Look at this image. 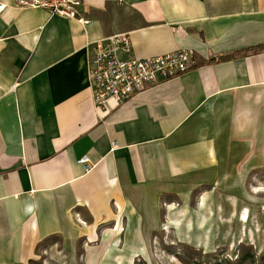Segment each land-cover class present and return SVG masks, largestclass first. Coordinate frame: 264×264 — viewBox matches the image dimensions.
Instances as JSON below:
<instances>
[{
  "label": "crops",
  "instance_id": "crops-1",
  "mask_svg": "<svg viewBox=\"0 0 264 264\" xmlns=\"http://www.w3.org/2000/svg\"><path fill=\"white\" fill-rule=\"evenodd\" d=\"M82 1L89 25L0 0V264L52 237L84 239L85 264H136L181 179L264 169V0ZM119 34L196 67L99 109L93 43Z\"/></svg>",
  "mask_w": 264,
  "mask_h": 264
},
{
  "label": "rangeland",
  "instance_id": "rangeland-1",
  "mask_svg": "<svg viewBox=\"0 0 264 264\" xmlns=\"http://www.w3.org/2000/svg\"><path fill=\"white\" fill-rule=\"evenodd\" d=\"M225 174L208 183L186 177L165 194L162 223L148 227L149 254L135 263L264 264V169L232 166ZM84 245L52 237L30 264H85Z\"/></svg>",
  "mask_w": 264,
  "mask_h": 264
},
{
  "label": "built area",
  "instance_id": "built-area-1",
  "mask_svg": "<svg viewBox=\"0 0 264 264\" xmlns=\"http://www.w3.org/2000/svg\"><path fill=\"white\" fill-rule=\"evenodd\" d=\"M16 5L21 9H42L83 25L90 24L82 15V0H16ZM5 8L0 4V13ZM93 44L89 82L95 105L104 110L108 109L110 102L123 105L151 88L179 78L192 71L197 64L193 50L137 58L127 34L107 37ZM78 163L89 170V157H83Z\"/></svg>",
  "mask_w": 264,
  "mask_h": 264
},
{
  "label": "bare ground",
  "instance_id": "bare-ground-1",
  "mask_svg": "<svg viewBox=\"0 0 264 264\" xmlns=\"http://www.w3.org/2000/svg\"><path fill=\"white\" fill-rule=\"evenodd\" d=\"M247 218H248V216H247V214H244V222H247L248 220H247Z\"/></svg>",
  "mask_w": 264,
  "mask_h": 264
},
{
  "label": "trees",
  "instance_id": "trees-1",
  "mask_svg": "<svg viewBox=\"0 0 264 264\" xmlns=\"http://www.w3.org/2000/svg\"><path fill=\"white\" fill-rule=\"evenodd\" d=\"M264 47H260L258 48L256 51H260V50H263Z\"/></svg>",
  "mask_w": 264,
  "mask_h": 264
}]
</instances>
